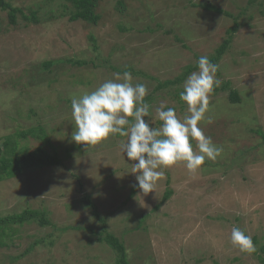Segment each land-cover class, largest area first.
<instances>
[{"label": "rangeland", "instance_id": "374dc122", "mask_svg": "<svg viewBox=\"0 0 264 264\" xmlns=\"http://www.w3.org/2000/svg\"><path fill=\"white\" fill-rule=\"evenodd\" d=\"M6 1L22 12L13 24L0 7V145L16 131L41 128L63 164L0 181V216L32 208L49 220L0 225V264H117L116 251L99 240L108 232L124 243L129 264H264V0H99L96 23L71 20V0ZM236 23L217 63L212 123L200 125L223 151L196 175L178 163L145 195L131 173L138 161L121 148L126 137L87 149L72 140V95L125 71L147 86L153 119L161 104L183 118L184 81ZM45 60L55 63L44 69ZM189 68L181 82L163 85ZM232 89L240 102L230 101ZM19 142L52 151L32 136ZM233 227L251 235L256 252L232 245Z\"/></svg>", "mask_w": 264, "mask_h": 264}, {"label": "clouds", "instance_id": "9594fccd", "mask_svg": "<svg viewBox=\"0 0 264 264\" xmlns=\"http://www.w3.org/2000/svg\"><path fill=\"white\" fill-rule=\"evenodd\" d=\"M196 64L198 70L187 77L180 92L188 113L183 118L174 108L165 109L161 104L153 119L151 106L145 102L147 86L134 84L132 74L125 71L122 77L117 73L115 80H108L91 92L72 95V140L87 149L117 134L126 137L121 148L129 160L138 161L132 164L131 173L137 174L134 187L145 195L155 191L164 177L163 169L178 163L196 175L206 160L215 161L223 151L200 126L203 122L212 123L207 113L210 94L221 84L216 77L219 66L207 56H201ZM155 120L161 122L159 127H153ZM231 243L242 253L256 251L251 235L239 227L232 228Z\"/></svg>", "mask_w": 264, "mask_h": 264}, {"label": "trees", "instance_id": "16d2710c", "mask_svg": "<svg viewBox=\"0 0 264 264\" xmlns=\"http://www.w3.org/2000/svg\"><path fill=\"white\" fill-rule=\"evenodd\" d=\"M71 1L74 5V12L70 16L71 20L76 21L81 19L92 23H96L99 20V16L95 13L94 10L99 0ZM203 6L206 9H213L218 13H224L228 16L231 15L226 11L212 6L210 3H205ZM0 7L3 10H8L10 22L15 24L17 22V13L22 12V10L20 8L14 7L9 1L6 0H0ZM23 16L27 20L29 19V17L25 15ZM237 27L238 23H236V26L232 27L229 33V37L225 39L224 42L217 48L215 55L209 58L212 63L217 64L219 59L229 48L233 40L234 33L237 31ZM54 63L55 60H45L43 62V67L44 69L50 68ZM80 63H83V61ZM196 67L197 66H195L194 68ZM194 68H189L185 75H183L182 77H178L174 80H168L163 83V85L181 82ZM229 98L232 103H238L241 101V96L235 89H232L230 91ZM39 129L40 130L31 128L24 131H16L13 136L8 135L4 140H2V145H0V181H3L4 179L14 178L17 175L22 174L28 168H42L45 166L63 164V160L58 156L55 149L53 150V146L47 136L43 133V129ZM29 136L39 138L44 143L50 145L52 147V151L49 152L43 145L37 146L33 150L28 149L25 145H21L19 139H25ZM67 157H69V154L67 155ZM171 194V191L168 190L165 193L164 199L167 200ZM84 201L91 205L94 208L95 214L98 215L96 206L92 203L90 197L86 196L84 198ZM36 219H40L41 224L49 223V220L46 218L45 212H41L38 209L27 208L22 213L0 216V225L6 226L8 224H24L25 222H30L31 220ZM2 236H5L4 230L0 233V237ZM99 240H101L102 242H106L108 246L116 251V253L118 254L117 264H129L125 245L117 236H115L113 233L108 232L99 237ZM259 257L264 263V256L259 255Z\"/></svg>", "mask_w": 264, "mask_h": 264}]
</instances>
